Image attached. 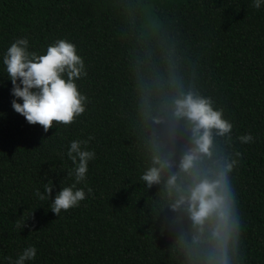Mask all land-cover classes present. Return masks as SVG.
Returning a JSON list of instances; mask_svg holds the SVG:
<instances>
[{
  "label": "trees",
  "instance_id": "16d2710c",
  "mask_svg": "<svg viewBox=\"0 0 264 264\" xmlns=\"http://www.w3.org/2000/svg\"><path fill=\"white\" fill-rule=\"evenodd\" d=\"M253 3L0 0V264L30 246L37 254L25 264H264V2ZM17 39L38 55L60 39L75 45L87 100L72 124L45 133L12 108L3 58ZM189 93L211 98L233 128L213 130L211 154L185 172L193 124L175 115V101ZM76 140L95 153L78 184L67 156ZM157 158L166 166L148 186L141 176L160 167ZM234 160L239 241L214 235L216 216L195 225L187 205L176 207L194 182L218 178ZM51 182L53 199L73 184L86 198L57 217L36 195Z\"/></svg>",
  "mask_w": 264,
  "mask_h": 264
},
{
  "label": "clouds",
  "instance_id": "9594fccd",
  "mask_svg": "<svg viewBox=\"0 0 264 264\" xmlns=\"http://www.w3.org/2000/svg\"><path fill=\"white\" fill-rule=\"evenodd\" d=\"M264 0H254L253 7L259 9ZM27 39H17L8 48L3 64L6 66L7 77L12 84V108L23 116L29 125H40L44 132L53 128V123L65 126L74 122L75 118L85 112L87 98L77 88L76 80L87 75L85 64L73 43L65 39L57 40L47 47L46 54L38 55L28 51ZM66 77V78H65ZM17 101H22L19 103ZM177 117L186 118L193 124V142L195 147L185 153L181 161V169L185 172L195 167L200 154L210 155L212 132L230 134L233 128L231 122L223 117L222 110H214L211 98L194 97L189 93L175 101ZM91 139V138H90ZM242 143L253 141L251 134L239 137ZM82 143L73 141L67 152L68 158L76 165L68 175H75L76 183L82 182L88 171V162L95 153L82 149ZM239 156L240 153H236ZM78 161V163H77ZM160 167H151L141 176L148 186L158 183L161 170L166 162L159 158L154 161ZM237 164L234 160L216 179H200L188 189L187 196H180L176 207L187 205V211L195 225H204L210 217L216 216L220 222L214 235L226 238L229 233H235L240 239V220L233 217L237 211L236 202L228 183V172H232ZM175 177L168 180L174 186ZM53 184H45L44 194L39 191L36 195L40 200L51 201V211L58 217L61 211H68L79 206L86 198L83 189H76V184L63 187L52 198ZM91 189L88 192L91 193ZM25 224H23V227ZM37 249L30 246L23 250L14 262L10 264H25L35 259Z\"/></svg>",
  "mask_w": 264,
  "mask_h": 264
}]
</instances>
